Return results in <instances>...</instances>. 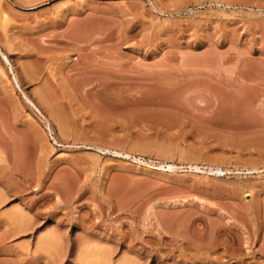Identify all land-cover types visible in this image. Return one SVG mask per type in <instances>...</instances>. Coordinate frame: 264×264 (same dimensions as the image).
I'll return each instance as SVG.
<instances>
[{"label": "rangeland", "instance_id": "374dc122", "mask_svg": "<svg viewBox=\"0 0 264 264\" xmlns=\"http://www.w3.org/2000/svg\"><path fill=\"white\" fill-rule=\"evenodd\" d=\"M0 48V264H264V0H0Z\"/></svg>", "mask_w": 264, "mask_h": 264}, {"label": "bare ground", "instance_id": "6f19581e", "mask_svg": "<svg viewBox=\"0 0 264 264\" xmlns=\"http://www.w3.org/2000/svg\"><path fill=\"white\" fill-rule=\"evenodd\" d=\"M0 53L2 54V56L4 57V59H5L7 62H10L9 59H8V57H7V55L1 50V48H0ZM15 77H16V76H15ZM15 80H16V84H17L18 88L21 89L22 87H21V85H20V83H19L17 77L15 78ZM21 90H22V89H21ZM23 93H24V96H25L27 102H28L31 106H33L38 112H41L40 109H39V108L37 107V105L35 104V102H34V101L28 96V94H27L26 92H24V91H23ZM168 168H169L170 170L174 169V167H173L172 165H168ZM196 169L199 170L200 168H199V167H196ZM211 171L213 172V170H211ZM217 171L221 172V170H217Z\"/></svg>", "mask_w": 264, "mask_h": 264}]
</instances>
